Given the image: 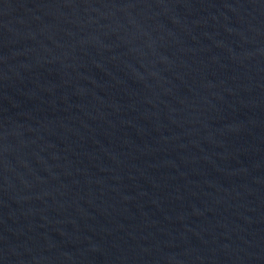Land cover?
Instances as JSON below:
<instances>
[{
	"label": "water",
	"instance_id": "1",
	"mask_svg": "<svg viewBox=\"0 0 264 264\" xmlns=\"http://www.w3.org/2000/svg\"><path fill=\"white\" fill-rule=\"evenodd\" d=\"M0 264H264V0H0Z\"/></svg>",
	"mask_w": 264,
	"mask_h": 264
}]
</instances>
